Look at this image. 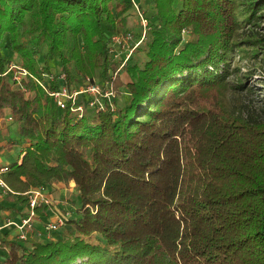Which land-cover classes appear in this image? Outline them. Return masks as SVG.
Here are the masks:
<instances>
[{
    "label": "trees",
    "instance_id": "1",
    "mask_svg": "<svg viewBox=\"0 0 264 264\" xmlns=\"http://www.w3.org/2000/svg\"><path fill=\"white\" fill-rule=\"evenodd\" d=\"M151 2L141 56L124 64L110 46L130 0H0V73L15 60L74 87L93 71L115 93L79 118L32 81L24 94L0 76V117L11 118L0 150L23 155L7 164L12 196L75 183L62 227L41 240L4 234L0 264H264V118L229 101L244 90L230 54L264 63V0Z\"/></svg>",
    "mask_w": 264,
    "mask_h": 264
},
{
    "label": "built area",
    "instance_id": "2",
    "mask_svg": "<svg viewBox=\"0 0 264 264\" xmlns=\"http://www.w3.org/2000/svg\"><path fill=\"white\" fill-rule=\"evenodd\" d=\"M134 9L138 8L136 0H130ZM139 17H143L141 11H137ZM148 21V20H147ZM144 21L143 39H145V31L148 29V22ZM184 33H186L184 31ZM130 34V33H128ZM130 35H126L129 39ZM124 36L115 35L111 39L110 49L113 52L112 46L115 41L122 40ZM140 38L136 44H141L143 40ZM135 44V45H136ZM128 58V56H127ZM127 60V59H126ZM124 59L123 63L126 64ZM7 70L0 73V76L6 77L8 81L12 83L14 89L22 91L24 94L28 92L27 83L32 81L36 86L42 87L46 95H48L56 105L61 109H71L77 114L79 118L83 117L87 108L96 112L104 111L105 103L112 104V100L115 96L113 84L110 81L96 82L94 79L85 77L82 86L70 87L67 84L66 75L60 73L56 79L53 74L44 73L42 77L33 75L26 67L21 66L17 61L12 60L7 66ZM87 95V104L80 103L79 99L81 96ZM11 121V118H8ZM23 158V157H22ZM10 171L7 164H0V186L3 188L4 194L18 195L17 192H13L9 185L6 183L4 176ZM26 197L28 198V210L27 214L22 217L19 221L7 220L4 223H0V244L1 237L5 233V229L12 228L17 230V239L26 241L30 234L35 232V223L38 220L37 208L43 207V205L52 207L54 203L50 197H48L47 187L31 188L28 190ZM64 224V218L61 215H56L55 218L50 219L45 224V230L47 232L57 231Z\"/></svg>",
    "mask_w": 264,
    "mask_h": 264
},
{
    "label": "rangeland",
    "instance_id": "3",
    "mask_svg": "<svg viewBox=\"0 0 264 264\" xmlns=\"http://www.w3.org/2000/svg\"><path fill=\"white\" fill-rule=\"evenodd\" d=\"M138 4L137 9H131L128 15V23L127 28L125 30V33L123 34L124 38L119 41H115L113 43L112 49H113V55L115 56V59L117 61H129L130 58L137 59L141 55L137 53V48L139 44H136L133 46L134 41H137L136 37L138 35L143 36V30H144V21L149 22V17L153 12V6L154 4L151 2V0H136ZM141 11L143 14V17L138 16L137 11ZM148 30V29H147ZM147 30L145 31V39L148 37ZM259 30V29H258ZM261 33H264V30H259ZM130 33L131 36L129 39L126 38V35ZM184 37L188 38L189 36L187 33H184ZM141 39H143L141 37ZM11 55H14L13 53H10ZM128 56V58H127ZM243 54L240 53L238 50L230 54V62L232 65V69L238 68V73H233V75L230 77L231 81H235L239 77L242 78V82L244 83V90H237L235 93L230 92L229 94V101L233 104V107H235L236 111H240L239 113L243 114L245 117L247 115L256 117L258 119L264 118V63L261 57H258V60L252 59L250 56H244L242 58ZM131 60V59H130ZM124 64L121 65L123 67ZM84 69L86 71H91V68L89 64H85ZM249 70H253L252 74H250L246 78V74ZM124 76V74H122ZM92 76L95 81L101 82L96 78V75L92 71ZM87 77H89L87 75ZM90 78V77H89ZM85 79V78H84ZM75 87L79 88L77 84H75ZM81 98H86V96H82ZM2 119V117H0ZM3 122V121H2ZM14 133V130L12 131H3L1 134L3 136H8L9 134ZM16 149V148H14ZM13 153H17V149L13 151ZM10 152H3L0 151V163L2 162V159L6 158L7 161L5 164H10L13 162V160L10 157ZM48 197L51 198V200L54 202L53 209L51 208L49 210V216L46 218H40L39 222L36 224V229L33 234L37 239H44V235L46 234L45 230V224L52 218H55L56 215H71L73 212L74 204L72 205L69 202V198H71L72 194L74 193V184H72L70 187H48ZM26 196V194H25ZM75 202L77 206L79 205V200L75 198ZM41 227V229H39ZM49 236L48 234H46Z\"/></svg>",
    "mask_w": 264,
    "mask_h": 264
},
{
    "label": "crops",
    "instance_id": "4",
    "mask_svg": "<svg viewBox=\"0 0 264 264\" xmlns=\"http://www.w3.org/2000/svg\"><path fill=\"white\" fill-rule=\"evenodd\" d=\"M8 118H9L8 116H3L2 119L0 118V123L9 122ZM3 146H4V142H2V143L0 142V149ZM16 149H17V153H13V151ZM16 149H14L12 151L4 149L2 151L3 152L4 151L10 152L11 156L8 158H11L12 160L15 159V160H18L19 162H21L23 155L21 156L20 153H22V149H20V148H16ZM6 158H7V156H6ZM6 158L5 159L3 158L2 159L3 163H0V164H5L7 161ZM72 184H74V188H75V183L73 181L69 184V187ZM49 186L57 188V187H65L66 185L61 184V183H54V184H51ZM48 187H47V190H48ZM14 196H17V195H14ZM14 196H12L10 194H4L3 188L0 186V223L1 224L6 222L7 220L19 221L22 217H24L27 214L28 200L23 201L22 199L16 198ZM39 220H40V218H38L36 224L39 222ZM39 229H41V227ZM5 233H7V239L8 240H15L17 237V230L16 229H12V228L5 229Z\"/></svg>",
    "mask_w": 264,
    "mask_h": 264
}]
</instances>
